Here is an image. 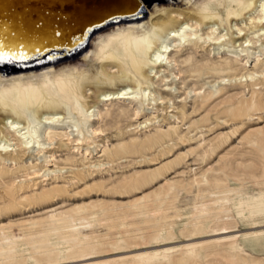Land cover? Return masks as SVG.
<instances>
[{"label": "rangeland", "instance_id": "1", "mask_svg": "<svg viewBox=\"0 0 264 264\" xmlns=\"http://www.w3.org/2000/svg\"><path fill=\"white\" fill-rule=\"evenodd\" d=\"M130 2L143 21L159 8L155 0ZM247 16L237 23L255 43L240 60L236 31L214 49L176 41L170 62L144 70L154 77L130 75L149 97H114L77 113L54 100L35 114L31 134L49 126L80 143L56 138L38 154L43 137L25 155L0 160V264H264V35L254 37ZM111 31L51 53V67L8 78L86 68ZM119 69L123 75L110 77L101 94L127 83ZM253 71L259 76L250 81ZM44 111L64 119L41 123Z\"/></svg>", "mask_w": 264, "mask_h": 264}, {"label": "bare ground", "instance_id": "2", "mask_svg": "<svg viewBox=\"0 0 264 264\" xmlns=\"http://www.w3.org/2000/svg\"><path fill=\"white\" fill-rule=\"evenodd\" d=\"M129 2L130 0H0V24L5 26L4 40L11 43V32L15 31L16 41L28 45L27 48L20 49L27 52L25 59H13L0 64L1 161H6V154L15 153L17 150L25 155L26 150L32 148L34 143L41 141L43 137L48 141L37 143V146L41 147L38 154L48 148L51 141L56 138L60 139V143H63V140L80 143L79 139L72 140L70 133L50 132L49 126L44 135L38 134L34 129L31 134L30 123L36 119L35 114L52 105L54 100L56 102L61 100L62 104L77 113L84 109L85 104H89L91 109L97 103L114 97L129 99L137 97L140 93H142L140 97H149L148 89L139 90V86L132 85L130 75L145 80L149 76L154 77L155 73L148 75L144 70L149 69L153 72L152 65L166 64L168 54L176 41H190L194 45L200 44L203 48L211 46L214 49L230 39L227 37L228 30L236 31V47L241 49L239 55L235 54L233 57L240 60L239 58L244 56L240 55L241 51H247L255 43L246 33L247 30L238 26L240 16L245 13L248 15L250 24L248 29L251 28V24L258 28L259 33H255L254 37L260 40L264 35V0H194L186 8L178 6L183 5L186 0H155L159 8L154 13H148L145 21L137 14L139 7L135 14L132 13L131 2L130 11L128 10ZM221 5L225 11L224 15ZM109 12L114 18L109 17L106 23L101 21L98 26L92 27L91 31H82L85 18L99 20L102 16H108ZM205 19H208L206 22L208 31L203 36L199 31ZM220 21L226 24L224 33H221ZM57 29L61 32L60 36L55 35ZM104 29L112 31L107 38L98 43L94 58L87 63L86 68L68 69L58 73L50 71L40 77L8 78L10 75H28L42 67H51L57 60L49 57L52 56L51 53L75 45L84 44L85 47L93 34ZM36 48H40L41 51L36 53ZM3 50L8 51L10 55H16L20 51L11 47H4ZM44 56L48 57L42 59ZM241 60L243 61V58ZM8 63H22L26 66L10 68ZM110 64H115L117 69L106 72L105 67ZM257 64H260L259 58ZM121 65L124 66L127 83L122 85L117 93L106 91L101 94V89L106 87V81L110 77L123 75V71L119 69ZM246 76L253 81L259 75L253 71ZM260 76L264 79V75ZM90 85H94L93 89L89 88V92L85 93V88ZM86 98L89 102H86ZM162 102L163 100L160 101ZM8 112L23 115L26 122L7 115ZM98 118L99 112L93 119ZM39 119L41 123L47 124L64 117L61 112L44 111ZM91 132L102 134V130L93 128ZM76 149L74 151L78 152ZM88 155L89 153L85 151L84 156ZM38 176L39 172H33L30 178ZM200 212H203V209ZM174 247L166 246L164 250L171 252Z\"/></svg>", "mask_w": 264, "mask_h": 264}, {"label": "snow or ice", "instance_id": "3", "mask_svg": "<svg viewBox=\"0 0 264 264\" xmlns=\"http://www.w3.org/2000/svg\"><path fill=\"white\" fill-rule=\"evenodd\" d=\"M67 6V5H65ZM137 7H140V5L138 4ZM109 17H113V14L111 12L108 13V16H102L100 17L99 20H93V19H88L85 18V23L83 24V28L82 31H91L92 27L98 26V24L103 21V22H107ZM40 25L38 24L37 27H39ZM4 25L0 24V63H3L5 61H10L13 59H25L27 56V52L26 51H22L20 49H25L28 47L27 44L23 43L22 41H16V32L12 31L11 32V37H12V41L11 43H9L8 41L4 40ZM55 35L56 36H60L61 32L59 31V29H57L55 31ZM73 38H75V36H73ZM4 47H11V48H15L18 51V53L16 55H10L8 51H4L3 48ZM41 51L40 48H36L35 52L39 53Z\"/></svg>", "mask_w": 264, "mask_h": 264}, {"label": "water", "instance_id": "4", "mask_svg": "<svg viewBox=\"0 0 264 264\" xmlns=\"http://www.w3.org/2000/svg\"><path fill=\"white\" fill-rule=\"evenodd\" d=\"M71 37H73V36H71ZM64 43H66V41Z\"/></svg>", "mask_w": 264, "mask_h": 264}]
</instances>
